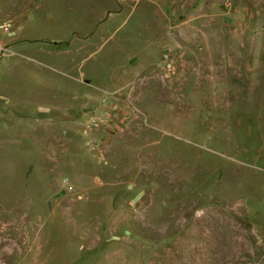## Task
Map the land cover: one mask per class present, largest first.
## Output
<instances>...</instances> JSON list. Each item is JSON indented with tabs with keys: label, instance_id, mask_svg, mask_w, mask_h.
I'll use <instances>...</instances> for the list:
<instances>
[{
	"label": "rangeland",
	"instance_id": "1",
	"mask_svg": "<svg viewBox=\"0 0 264 264\" xmlns=\"http://www.w3.org/2000/svg\"><path fill=\"white\" fill-rule=\"evenodd\" d=\"M0 264H264V0H0Z\"/></svg>",
	"mask_w": 264,
	"mask_h": 264
}]
</instances>
